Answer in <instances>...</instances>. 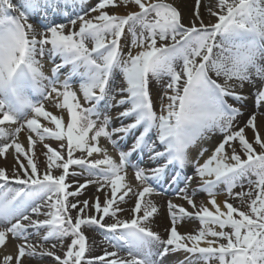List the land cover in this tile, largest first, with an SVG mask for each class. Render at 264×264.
I'll use <instances>...</instances> for the list:
<instances>
[{
  "label": "snow or ice",
  "instance_id": "1",
  "mask_svg": "<svg viewBox=\"0 0 264 264\" xmlns=\"http://www.w3.org/2000/svg\"><path fill=\"white\" fill-rule=\"evenodd\" d=\"M202 3L0 0V264H264V0Z\"/></svg>",
  "mask_w": 264,
  "mask_h": 264
},
{
  "label": "bare ground",
  "instance_id": "2",
  "mask_svg": "<svg viewBox=\"0 0 264 264\" xmlns=\"http://www.w3.org/2000/svg\"><path fill=\"white\" fill-rule=\"evenodd\" d=\"M13 2L16 3L17 0H13ZM178 2L180 3L181 8L185 12H187L188 10H190L192 8L193 4H194V0H178ZM208 2H209V0H203L202 6H201V9H200L201 14H202V16H203V18H204V20H205L206 23L209 22V21H213V19L210 17V15L208 14V12L206 10V5L208 4ZM211 2L212 3H215L216 0H212ZM84 4H85V6L88 5V3H86V2ZM77 10H79V9H77ZM117 11L123 12L124 9H118ZM119 82H120V78L118 77V83ZM245 91H246V93H249L251 90L250 89H246ZM249 96H252V95L249 94ZM166 102L167 101H164V103H166ZM246 104L248 106H250V108L242 109L243 115L238 118V122L239 123L242 124L248 118V116H249V114L251 112H257L258 118L261 119V120H264V116H261V114L264 113V106H260L258 108L255 107L254 106V102L252 101V98H249V97H248V100L245 102V105ZM155 105L157 107V110H159L160 100L158 98L155 100ZM46 107L50 111H53L54 113H57V109L52 104H48V105H46ZM112 115H114V116L116 115L115 111H112ZM247 134H248L249 137L252 136L251 131H249ZM20 139L21 140L24 139L23 134H21ZM213 139L214 138L212 137V140ZM208 144H209L208 141H206V142L204 141L201 146L202 147H205V145H208ZM257 150L259 151V149H257ZM40 151H41V149L38 148L37 149L38 155H39ZM190 153H191L192 157H193V155H197L196 149H191L190 150ZM198 156H199V154L197 155V158H198ZM41 159H43V158L41 157ZM200 162L202 163L203 160L201 159ZM13 164H14V160H13V157L11 155H8V157H7L6 160L0 158V167H7L9 169V171H11V168H12V165ZM189 169L192 170V166L191 165L189 166L188 170ZM72 170L73 169H70V171H72ZM74 170L76 171L77 169H74ZM78 170H80V169H78ZM132 177H133L132 169H128V177H127L128 182H130V180L132 179ZM84 178L85 177H82V176L70 175L69 178H68V180H69V182H72V181H75V180H80L81 182H83ZM254 178L255 177H253V179ZM245 188H247V184L246 183H245ZM240 190H241L240 188L235 189V191H240ZM161 192L162 193H159L158 195H154L152 197V199H154L157 202V204L159 205V207L161 209V213H162V215H159L155 219L152 227L154 228V230L161 232V234L163 235L164 227H166V223H165V221L163 219V214L166 213V211H167V208H166L167 201L168 200H173V202L178 203V204H185V202L183 200L179 199L178 197L171 196L170 194L172 192V188H170L167 185L164 186V188H163V190H161ZM218 193H219L218 200L225 199V193H224V186L223 185L219 186ZM94 194L100 195L101 199H103V195L104 194L103 193H96V188L94 186H89L87 188V190L84 192V194L80 197V199L83 200V199L90 198ZM198 195H201V198H199V200H203V199L206 198V194L205 193H202L201 192V193H198ZM232 201H234V204L239 203L238 200H232ZM132 204H133V202L131 200H129L128 203L122 205V207H124L126 209L127 208H131L132 207ZM185 206L187 207L186 204H185ZM130 215H131V213H129L127 211L125 213H123V217H125V218L129 217ZM186 226H190L192 228H195V227H197V224H196L195 221H192V222H187L186 221ZM90 235L95 236L98 241L103 238L102 230L101 231L94 232V233H90ZM9 250H11V249H9ZM100 252H101V249L100 248H97L96 249V254H100ZM182 258H183V256L180 257V259H182ZM33 264H36V262H33ZM40 264H52V260L49 258L47 260H44V261L40 262Z\"/></svg>",
  "mask_w": 264,
  "mask_h": 264
},
{
  "label": "rangeland",
  "instance_id": "3",
  "mask_svg": "<svg viewBox=\"0 0 264 264\" xmlns=\"http://www.w3.org/2000/svg\"><path fill=\"white\" fill-rule=\"evenodd\" d=\"M212 1V0H211ZM94 2H92V3H89V4H93ZM212 19H213V21L212 22H214L215 21V18L214 17H212V16H210ZM77 86H78V84H77ZM248 105H244V108H246ZM78 170V169H77ZM80 171V170H79ZM197 200H199V198H197ZM233 203H234V201H232Z\"/></svg>",
  "mask_w": 264,
  "mask_h": 264
}]
</instances>
